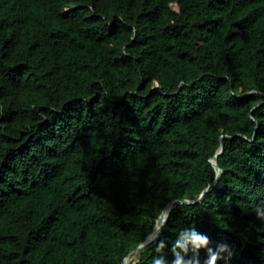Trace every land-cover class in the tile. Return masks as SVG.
Wrapping results in <instances>:
<instances>
[{"label":"trees","instance_id":"16d2710c","mask_svg":"<svg viewBox=\"0 0 264 264\" xmlns=\"http://www.w3.org/2000/svg\"><path fill=\"white\" fill-rule=\"evenodd\" d=\"M258 206L264 0H0V264L187 262L190 228L264 264Z\"/></svg>","mask_w":264,"mask_h":264},{"label":"clouds","instance_id":"9594fccd","mask_svg":"<svg viewBox=\"0 0 264 264\" xmlns=\"http://www.w3.org/2000/svg\"><path fill=\"white\" fill-rule=\"evenodd\" d=\"M257 215L264 219V206H258L256 209ZM190 235L194 238L193 241H190L193 251L194 258L190 261H185L179 254H175V249H173L175 254V259L172 261V264H217V261L220 259H228L233 255L231 250V245L222 240L216 244V247L213 248L212 241L210 236L207 233H201L195 228H190ZM175 243V242H173ZM164 247L163 243L158 246V250H162ZM203 249L206 252V256L201 261L200 250ZM185 253H187L188 248L185 246ZM227 252L228 256L224 257L222 254ZM155 264H164V261L156 260Z\"/></svg>","mask_w":264,"mask_h":264},{"label":"water","instance_id":"95a60500","mask_svg":"<svg viewBox=\"0 0 264 264\" xmlns=\"http://www.w3.org/2000/svg\"><path fill=\"white\" fill-rule=\"evenodd\" d=\"M224 152V143H222V146L220 147V149L218 150V152L216 153V155H215V157L214 158H212V162H213V164H214V166H215V168L217 169V177H216V179H215V181L213 182V183H215L219 178H220V176L222 175V168L219 166V164H218V161H217V158H218V156L220 155V154H222ZM207 190H208V188H206L205 190H204V192L202 193V195L200 196V198L199 199H196V200H189V199H184L183 200V202H197V201H199V200H201L204 196H205V193L207 192ZM177 200H174L172 203H170L168 206H167V208L165 209V212H167V213H170L171 212V210H172V208L175 206V202H176ZM167 218H168V215L166 216V217H161L160 219H159V221H158V223H157V225H156V228L154 229V231L148 236V238L136 249V251L138 252V251H140V249H142V248H144L145 246H147L149 243H150V241L153 239V237L155 236V234L157 233V231H158V229L160 228V227H162L164 224H165V222H166V220H167ZM129 257V256H128ZM128 257L126 258V260H125V262L123 263V264H127L129 261H127V259H128Z\"/></svg>","mask_w":264,"mask_h":264},{"label":"bare ground","instance_id":"6f19581e","mask_svg":"<svg viewBox=\"0 0 264 264\" xmlns=\"http://www.w3.org/2000/svg\"><path fill=\"white\" fill-rule=\"evenodd\" d=\"M134 255H135V254H134ZM132 257H133V256L130 255V256L128 257L127 261H129ZM136 257H137V256H136ZM133 259H134V258H133Z\"/></svg>","mask_w":264,"mask_h":264}]
</instances>
